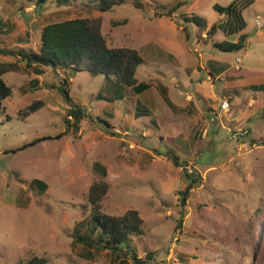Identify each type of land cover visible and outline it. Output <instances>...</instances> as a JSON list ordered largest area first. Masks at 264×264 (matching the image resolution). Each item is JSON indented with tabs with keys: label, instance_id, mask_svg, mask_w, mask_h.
<instances>
[{
	"label": "rangeland",
	"instance_id": "rangeland-1",
	"mask_svg": "<svg viewBox=\"0 0 264 264\" xmlns=\"http://www.w3.org/2000/svg\"><path fill=\"white\" fill-rule=\"evenodd\" d=\"M67 1L0 0V51L38 52L44 26L100 18L109 47L131 48L141 56L136 78L149 89L136 94L112 77L50 67H40V76L32 68L2 76L12 94L0 113V264H20L33 255L47 264H120L125 257L129 262L123 264H264V90L254 84L255 89L242 90L229 108V115L238 117L211 121L195 89L206 80L199 67L207 60L241 67L245 74L235 84L264 82V27L255 20L260 16L264 23V0H251L244 11L248 25L249 15L254 18L247 32L214 36L198 32L187 18H204L208 29L226 21L215 4L236 1L242 9L250 1L125 0L106 13L99 12L98 0ZM240 34L247 38L238 52L212 46ZM19 61L24 66L0 53V63ZM63 80L72 103L87 115L77 132L66 130ZM214 85L217 91L224 86ZM188 96L199 114L192 105L168 107L169 101L185 106ZM36 100L44 106L22 119L19 111ZM43 137L49 139L13 152ZM167 153L177 156L181 167ZM95 162L106 168L109 185L101 211L118 217L133 209L143 220L141 236L128 244L130 255L125 247L115 258L76 242L93 212L87 193L101 178L93 171ZM183 169L199 183L182 206ZM35 180L45 191L33 186Z\"/></svg>",
	"mask_w": 264,
	"mask_h": 264
},
{
	"label": "trees",
	"instance_id": "trees-1",
	"mask_svg": "<svg viewBox=\"0 0 264 264\" xmlns=\"http://www.w3.org/2000/svg\"><path fill=\"white\" fill-rule=\"evenodd\" d=\"M47 1L36 0L35 5L44 4ZM249 1L246 6L252 4V1ZM57 2L59 4L62 3L61 5L68 3L67 0H57ZM124 2L125 0H98L97 7L99 12L106 13L114 6L121 5ZM213 9L220 15L226 16V22L213 24L207 29L204 18L192 15L189 19L187 18V21L194 23L198 32L202 33L206 31L211 36H214L216 31H221L228 35L238 34L245 28V22L236 1L231 2L227 6L215 4ZM246 38V34H240L236 42L224 40L213 42L212 46L222 52H238L245 47ZM0 53L17 57L24 64V66H21L20 61L17 63H0V113L4 112V99L10 97L12 94L11 87L4 83L2 76L9 72L25 74L31 68L36 74L42 73L39 69L40 67H50L53 71L61 70L69 73L70 70H82L95 76L112 77L116 84L132 88L136 94L149 89V84L139 83L136 78V69L143 63L141 56L136 50L131 48L109 47L101 32L100 18H74L44 26L40 31L38 52L25 53L21 49H18L1 50ZM258 88L259 90H264V85L258 86ZM68 89L67 80H63L59 91L63 94L64 99L69 105L67 118H65L64 122L66 130L73 128V132H77L80 121L86 118L87 115H85L82 108L72 103ZM43 106L44 102L42 100H36L19 111V116H22V119H26ZM68 117L72 118V123L68 120ZM7 119L9 118L7 117ZM47 139L49 138L43 137L33 140L29 144L15 149L13 152L23 150ZM166 155L176 167H181L177 156L169 153ZM93 171L101 176L99 180L94 181L90 185L87 193V201L93 212L88 222L86 234H78L76 242L81 243L85 247H97L106 250L114 254L115 257H118V251L120 249L122 251V248L125 247V254L127 255L126 251L129 248L128 244L131 242V237H139L142 234L141 227L143 220L139 212L133 209L127 210L122 216L118 217L103 213L100 208V202L109 189V185L104 181L106 168L99 162H95L93 164ZM183 176L187 181V186L183 192H180L182 206L185 205L188 192L195 184L199 183L196 177L191 176L184 169ZM32 184L40 192L46 189L45 184L40 180H35ZM90 253L87 252V256H91ZM133 255V259L136 260V255ZM121 263L123 264L122 261ZM20 264H47V259L33 255ZM136 264H144V262L138 261Z\"/></svg>",
	"mask_w": 264,
	"mask_h": 264
},
{
	"label": "crops",
	"instance_id": "crops-1",
	"mask_svg": "<svg viewBox=\"0 0 264 264\" xmlns=\"http://www.w3.org/2000/svg\"><path fill=\"white\" fill-rule=\"evenodd\" d=\"M249 6L250 5L242 8V9H240L238 7L241 10V15H242V18L245 22V28L243 30L246 32L248 31V29H251L254 25V18L251 15H249L250 18L248 17L249 25H248L247 19L244 16V11H246L249 8ZM250 13L251 12H249V14ZM226 20H227V18H226ZM236 41H230V42H236ZM236 61H239V58H236ZM206 64H207L206 66H204L203 64L202 65L200 64V67H199L200 69H203V71L205 72L206 80H204V81L202 80L200 85L196 86L195 89H196V93L198 95V98L204 102L205 110H206L207 114L209 112L210 116L213 115L214 111L218 110L219 103L223 99L228 100L229 104H232V102L235 100L236 97L241 96L242 90L251 89L250 86L253 84L257 85V86H263L264 85V82L261 83L260 80H256V81H254V83H251V81L245 80V81H241L240 83L235 84L234 81L236 80V77H240L241 74H245V71H242L241 67H238V66L232 67L228 63L224 62L221 64L220 62L215 61V60H207ZM41 72H42V70H41ZM41 74H43V73H41ZM41 74H36V76H40ZM237 75H239V76H237ZM216 81H220L224 84V86L219 91H217L215 89L214 84ZM207 85H208V89H204L203 86H207ZM253 89L254 88H252L251 90H253ZM227 94H230L229 98H227L225 96ZM186 101H187V104L181 108L179 106H176V104H174L173 102L169 101L168 107H171L172 110L177 109V108L183 110L186 108L187 105H192L195 108L196 112L199 114L197 106L194 102V97L188 96ZM253 101L254 100H250L249 105H252ZM229 113L230 112H227V113L222 115L224 117V121L225 120H228V121L232 120L233 121V119H235V117H238L235 114L231 117L229 115ZM241 113H243V111H240V115H242ZM172 116H173V113H172ZM239 117H242V116H239ZM170 120H172V119H170ZM133 239H135V237L131 238V242H133ZM127 255H130V253ZM124 256L125 255H123V257ZM128 259H129L128 257H125L122 260L129 262ZM121 261H119L120 264H121Z\"/></svg>",
	"mask_w": 264,
	"mask_h": 264
},
{
	"label": "built area",
	"instance_id": "built-area-1",
	"mask_svg": "<svg viewBox=\"0 0 264 264\" xmlns=\"http://www.w3.org/2000/svg\"><path fill=\"white\" fill-rule=\"evenodd\" d=\"M256 20V24L259 28H262L264 27V23L261 21V18L260 16H257L255 18ZM229 108H230V104L228 102V100L226 99H223L220 103H219V108L218 110L214 111L213 112V115H212V118H211V121H214L215 120H218L222 117L223 114L229 112Z\"/></svg>",
	"mask_w": 264,
	"mask_h": 264
}]
</instances>
